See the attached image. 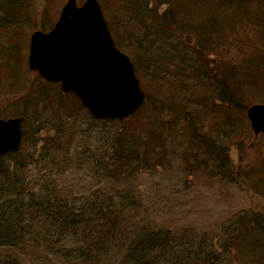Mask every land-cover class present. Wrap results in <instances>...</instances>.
Instances as JSON below:
<instances>
[{"label":"trees","instance_id":"16d2710c","mask_svg":"<svg viewBox=\"0 0 264 264\" xmlns=\"http://www.w3.org/2000/svg\"><path fill=\"white\" fill-rule=\"evenodd\" d=\"M118 1L119 5L115 10V0H100L116 44L121 49L125 50V47L114 34L113 24L109 19V11L111 10L108 8H112L111 12L118 16V20L115 21L116 24L128 27L135 23L139 31H141V25L138 23L142 21V19L138 21L139 18H148L149 12L153 10V14H155L153 16H156L158 25L163 30V34L158 32L164 35L160 36L154 32L152 26L145 25L149 30L148 32L151 31L154 34L150 45L145 46L150 54L142 50L137 57H131L141 81L148 73L154 77L151 79L154 82L156 79L160 86L174 83L182 84L179 80L184 77L187 71L189 72L190 61H197L194 68L199 70L194 71H201L199 72L201 73V80L206 78V81H212L220 78L219 81H222L223 74L221 75V72L216 68V64L213 69L214 72L216 69L215 73L217 76L219 75L218 78L214 77L212 73L209 74L211 71L210 64L205 62L203 69L198 68L199 61L207 60V52L210 51L211 45L214 47L216 59L220 58V45L216 46L215 43H219L220 40H218L219 32L217 30H220L218 25L222 20L220 14L215 12L216 9L221 12L225 11V14L231 13V22L229 23L231 25L235 24L234 15L255 11L253 7H251L250 12L248 11L247 3L250 1H252V5H257L256 11L259 8L260 11L264 12V0H216L217 2L211 0L213 4L212 7H209L210 9L191 12L197 16L204 15L209 10H215L203 21L200 29L196 30L201 32L199 33L200 38L198 37L192 44L186 42L185 39V44L181 42L175 44L170 39L169 34V29L179 27L177 20L175 21V13H173V9L175 10L174 0H163V4H170L169 9L163 11L153 9V4H151L150 10L141 9V5L149 7L148 0ZM185 1L187 3L191 1L198 5L210 2V0ZM183 8L182 11L187 13V19L190 22L188 7ZM26 10L27 4L21 0H4L0 4V35H5L12 29V37L19 38ZM184 20L185 18L181 20L183 26ZM44 23L43 29L47 30L52 21ZM261 31L264 35V27ZM134 33L129 32V38H132ZM216 34L217 37H215ZM14 38L8 39V41L12 40L11 43L13 42L10 46L12 47L11 54H17L18 58L15 56L10 58H15L17 66H11L6 72L7 77L12 80L9 85L13 87L25 78L27 73H30L28 68L29 43L26 41L22 48L23 39L20 37V40L14 42ZM228 45H232V43ZM26 47L28 48L26 49ZM137 47L141 46L137 45ZM188 47H194L196 50L190 52L187 50ZM160 63L166 65L160 66ZM245 63L254 66L251 72L246 71L245 66L247 65ZM144 69L145 73L142 72ZM234 72L236 79L243 80L246 86L252 84V87H257L260 80L264 82V57L256 53L254 58L250 61H244V64L239 65ZM169 75L176 76L178 80H171L167 83L166 79H172ZM36 77L44 83V85L36 88L38 89L36 91L37 98L33 99L27 93L22 112L0 114V117L15 115L25 117V137L21 149L0 156V264H106L110 256L113 260L116 259L113 264H239L241 258L243 259V254L256 264H264V213L245 212L237 214L223 225L217 234H210V232L205 234L194 232V230L177 233L169 228L156 227L147 218L140 217L138 221H134L133 214L139 212L135 194H132L131 197H122V191L113 187L117 190H110L109 193L104 194L103 198L100 197L99 193L95 196H79L78 193H75V187L67 185L63 181L60 182L59 177L68 173L71 166L75 165L78 169L82 168L81 163L95 166L97 158L103 157L104 161L102 162L104 164L100 163L102 167H99L103 168L104 173H106L107 168H110L108 171L110 184H115V182L120 184L124 181L123 179L128 183L137 178L141 170H144L145 160L149 159L151 162L152 159L154 165L160 164L161 166L170 161L169 156L177 151L175 148H170L172 145H170V140L166 138L165 132H170L172 127L159 124V120L157 124H151L152 120L150 119V125L145 130V136L142 133L130 135L127 121L139 116L140 110L125 120H96L73 93L63 92L58 84L43 80L38 74ZM22 83L25 86L24 80ZM0 84H2L1 81ZM237 85L239 86V84ZM237 85L235 83L229 85L222 83L221 87L219 84L216 91L218 97L222 99L220 101L226 102L228 100V103L234 102L235 104L242 101L244 93L239 90ZM241 86L243 85L239 87ZM55 87L59 96L57 101L61 105H74L76 103L94 123H118L117 127L112 125L110 129L101 130V135L106 136V138L102 137L105 143L96 150L86 151V158L78 159L79 161L76 156L74 158L69 157L68 154H63L62 157H59L57 153L48 152L47 146L34 152L29 151V147H26V138L30 135L28 131L30 121L31 126H34V123L40 120L39 117L29 112L31 109L40 110L44 107L48 109L45 100L51 101V95L48 94ZM187 102L186 98L183 104L189 107V102ZM190 103L193 104L192 100ZM148 104L145 103L141 112L148 110L146 109ZM197 105L199 106V104ZM177 106L181 105L173 106L172 109ZM58 107L69 119L74 118L73 110L67 112L61 106ZM160 107L164 108V106ZM199 107L197 111L184 107V109H180V114L175 117V120L178 121V126H175L176 131L180 136L189 135L191 141L198 146L196 154L192 155L190 152L193 148L189 146V142L183 146L184 157L183 154L180 155L187 163L188 172H191L190 168H196L198 172L201 168L211 166L209 170L214 171L218 176L221 174L228 183L239 186L244 183L249 185L248 188L254 189L249 169L247 173H239V176L234 174L229 146L218 142L209 132L201 131V124L196 123L200 122L201 116H197L196 119H193L192 116L195 114L194 112L201 115V106ZM247 108L248 104L245 103L243 106H238L236 110L239 113H247ZM58 109L57 112H59ZM183 122H187L188 130L182 127ZM45 125L46 123L38 125L40 126L39 132L36 131L35 133H42L46 130L47 126ZM215 130L216 132H225L226 136L230 137L235 132V127L232 122H227V125L222 129L216 128ZM79 134L84 133L79 132ZM92 137L99 141L98 135ZM178 147L180 148V146ZM204 153L207 154L206 158H204ZM99 167H95V172L99 170ZM241 179L244 180L241 181ZM116 193L119 194V197L115 196ZM89 197L91 201L84 203V200ZM137 209L138 211H136ZM242 264L253 263L243 260Z\"/></svg>","mask_w":264,"mask_h":264},{"label":"rangeland","instance_id":"374dc122","mask_svg":"<svg viewBox=\"0 0 264 264\" xmlns=\"http://www.w3.org/2000/svg\"><path fill=\"white\" fill-rule=\"evenodd\" d=\"M21 1L27 4V10L23 17L21 26L22 32L19 33V38L15 36L12 37V29L10 30L11 32L0 35V81L2 82V84H0V114H15L22 112L25 104L24 101L27 97L26 94L28 93L30 97L36 99V91L38 90L36 88L44 85V83L36 77V73L31 71L27 73L25 75L26 77L21 79L16 86L13 87L9 85L12 80L7 77L6 72L11 66H17L15 58L10 57L15 56L18 58V56L17 54H11L12 47L10 46H12L11 44L13 42L11 43L12 40L8 41V39L15 37L13 40L16 42V40H20L21 37L23 39H21L23 48L26 41L29 43L31 34L41 26H44V22L53 21V17L54 21L57 20L67 0ZM3 2L4 0H0V4ZM148 3L149 7L141 5L140 8L150 10L152 8L151 4H153V9L156 8L158 11H161L169 9L170 7L169 3V5L163 4V0H152V3L151 0H148ZM212 4L211 0L201 5L191 1L187 3L185 0H174L175 10L173 9V13H175V21L177 20L179 27L169 29L172 42L175 44H178V42L185 44V39L186 42L190 43L191 41L190 44H192L198 37L200 38L199 33L201 32L196 30L200 29V26L204 23L203 21L208 18V15L213 14L215 10H209L206 14L197 16L193 15V13H195L196 10L210 9L209 7H212ZM252 4V1L247 3L248 11H251V7H253L255 11L252 13L246 12L234 15L235 24L233 25L229 24L231 22V13L225 14V11L221 12L218 9L215 11L217 14H220V19L222 20L218 25L220 30H217L219 32L218 40H220L219 43H215L216 46L220 45V58L216 59V53L213 51L214 47L211 45L210 51L207 52V60L199 61L198 68L203 69L205 67L204 64L208 63L211 68L209 74L212 73L214 77L218 78L219 75L217 76L215 73L216 69L215 72L213 69V67L217 65L216 68L224 77L222 81H219L221 80L220 78L212 81H206V78L201 80V73H199L201 71H194L199 70L194 68L197 61L189 62V64H191L189 72L187 71L184 77L179 80L182 84L174 83L172 85L167 84L160 86L157 84V80L155 79L154 82V80H152L154 77L148 73L146 77L142 78V87L149 96L146 100V102L149 103L146 108L148 110L144 112L140 110L138 113L139 116L127 121L128 132L130 135L142 133L145 136V130L148 125H150V119L152 120L151 124H157L159 120V124L172 127L170 132H165V136L170 140V145H172L170 148H175L177 152L173 151L176 153L169 156V162H165L161 166L160 164L154 165L152 159L151 162H149V159L147 161L145 160V164L143 165L144 170L139 172L137 178L128 183L123 179L124 181L120 184L119 182L110 184L108 178V171H110V168H107L106 173H104V170H102L103 168L101 169L99 167L101 166L100 163L104 164V162H102L104 158L101 157L97 158V164L95 163V166H92V164L88 166V164L84 163H81V169H78L75 165L71 166L68 173L59 177V181H63L65 184L75 187V193H78L79 196H95L99 193L101 195L100 197L103 198L104 194L109 193L110 190H117L118 188V190L122 191V197H131L132 194H135L139 212H137L138 215L136 213L133 214L134 221H138L140 217L147 218L152 221L156 227L169 228L177 233H182L185 230L188 232L194 230V232L205 234L206 232L217 234L222 226L237 214L245 212L264 213V134L255 136L250 128L247 113H239L236 110L238 106H243L245 103L249 106L256 102H264V82L262 80H260V84L257 87H252V84L246 86L243 80L240 78L236 79L234 75L235 69L242 63L244 64V61H250V59L254 58L256 53L264 57V35L261 33V29L264 27V12L260 11L261 9L259 8L258 11H256L257 5ZM118 5L119 1L115 0V10ZM185 6L188 7L191 23L187 19V13L182 11V8ZM108 9L112 11V8ZM111 11H109V19L113 24L114 34L121 40L122 46L125 47L124 51L131 57H137L138 54H141L142 50L150 54L146 48L152 42L154 34L151 31L148 32L149 30L145 25L152 26L157 35L164 36L158 33L162 32L163 34V30L159 27L156 16H153L155 15L153 14V10L149 12L150 16H148V18H139L138 21L142 19V21L138 23L141 25V31H139L135 23H132L128 27L116 24L115 21L118 20V16ZM183 18H185L184 26L181 21ZM188 23H190L189 26H187ZM201 29L203 30V27ZM128 31L134 33L132 38H129ZM191 37L193 40H190ZM215 37H217V34ZM229 43H232V45H228ZM137 45L141 47H137ZM145 46L147 47L145 48ZM27 48L28 47H26V49ZM187 50L193 52L196 49L194 47H188ZM245 64L247 65H244L246 71L248 70V72H251L254 66H249L247 63ZM165 65V63H160V66ZM142 72L145 73V69ZM169 76H171L172 79H166L165 81L167 83L171 80H178L176 76ZM23 80L25 86H23ZM217 82L218 85H216ZM220 82L224 85L234 83L236 85L239 84V86L243 85L244 87H239L238 85L237 87L240 91H243L244 99L239 101L238 104L234 102L228 103V100L226 102L220 101L222 99L218 97V92L216 91L219 84L222 87V83ZM48 95H51V101L48 102L47 99H44L48 109L45 107L40 110L31 109L29 112L40 118V120L34 123V126H31V121L28 126L30 135L26 138V147H29L28 150L31 152L37 149L41 150L44 146H47L48 152L57 153L59 157H62L63 154H68L69 157L75 158L76 156L77 160L84 159L86 158V151H91L92 149L96 150L105 143L103 139L106 138V136L104 137V135H101V130L105 128L110 129L112 125L118 126V123L109 124L108 122V124H104L100 122L98 124L92 122L86 112L79 108L76 103L74 105H61L57 101L59 96L56 87ZM186 98L189 102H187L189 107L183 104ZM191 100L193 102L192 105L190 103ZM196 100L198 101L196 102ZM178 104L181 106L172 109L173 106ZM197 104L201 106V115H199L198 112H194L195 114L192 116L193 119H196L197 116H201L200 122H196L199 123V125L201 124V131L209 132L218 142L229 146L228 149L231 150L230 161L233 163L234 174L239 176V173H247L249 169L252 187L255 190L248 188L249 185L244 183H241L240 186L228 183L221 174L218 176L214 171H210L209 169L211 166H208V168H201L198 172L196 168H190L191 172H188L186 169L187 163L180 155L183 154V146L189 142V146L193 148V150H191L192 153L190 152L191 155L196 154L198 146L191 141L189 135L180 136L176 131L175 126H178V121L177 119L175 120V117L180 114V109H184V107L189 110L192 109L197 111V108H200ZM58 106H61V108L67 110V112L73 110L74 118L69 119L62 110L58 109ZM160 106H164V108ZM57 109L59 112H57ZM149 114H151L150 118ZM46 118L48 119L47 122ZM41 121L43 122L41 123ZM227 122H232L235 127V132H233V135L230 137L226 136L225 132H216L215 130L216 128L222 129L227 125ZM43 123H46L45 126H47V129L42 133H35L36 131L39 132L38 128L40 126L38 125ZM183 123L182 127L188 130L187 122ZM79 132L84 134H79ZM94 135H98L99 141H96L92 137ZM102 137L104 138L102 139ZM178 146H180V148ZM200 156L202 157L201 153ZM206 157L207 154L204 153V158ZM95 167H99V170L96 172ZM242 180L244 179H241V181ZM113 187L117 189H113ZM118 195L117 193L115 194V196ZM87 201H91L90 197L84 200V203H87ZM136 211H138V209ZM242 257L243 259L240 256L241 262L239 264H242L243 260L256 264L245 254H243ZM109 258L106 264L115 263L116 259L113 260L111 256Z\"/></svg>","mask_w":264,"mask_h":264},{"label":"water","instance_id":"95a60500","mask_svg":"<svg viewBox=\"0 0 264 264\" xmlns=\"http://www.w3.org/2000/svg\"><path fill=\"white\" fill-rule=\"evenodd\" d=\"M29 68L74 93L98 120H124L145 103L135 66L116 46L98 0H68L51 31H35ZM248 118L256 136L264 133V103L250 106ZM24 120L0 118V156L21 149Z\"/></svg>","mask_w":264,"mask_h":264},{"label":"flooded vegetation","instance_id":"af4514ba","mask_svg":"<svg viewBox=\"0 0 264 264\" xmlns=\"http://www.w3.org/2000/svg\"><path fill=\"white\" fill-rule=\"evenodd\" d=\"M78 1H81V0H78ZM79 3H80V2H79ZM162 11H163V10H162ZM53 27H54V24H51L50 27H49V30H50L51 28H53ZM42 29H43V26H42ZM190 40H193L192 37H191Z\"/></svg>","mask_w":264,"mask_h":264}]
</instances>
